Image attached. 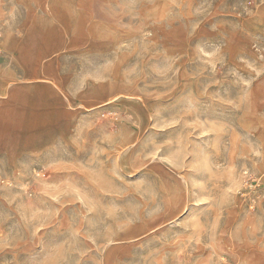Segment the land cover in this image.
Returning <instances> with one entry per match:
<instances>
[{
    "label": "rangeland",
    "instance_id": "rangeland-1",
    "mask_svg": "<svg viewBox=\"0 0 264 264\" xmlns=\"http://www.w3.org/2000/svg\"><path fill=\"white\" fill-rule=\"evenodd\" d=\"M0 264H264V0H0Z\"/></svg>",
    "mask_w": 264,
    "mask_h": 264
},
{
    "label": "built area",
    "instance_id": "built-area-1",
    "mask_svg": "<svg viewBox=\"0 0 264 264\" xmlns=\"http://www.w3.org/2000/svg\"><path fill=\"white\" fill-rule=\"evenodd\" d=\"M247 184H248V181H247V180H245V181H244V185H246V186H247Z\"/></svg>",
    "mask_w": 264,
    "mask_h": 264
}]
</instances>
